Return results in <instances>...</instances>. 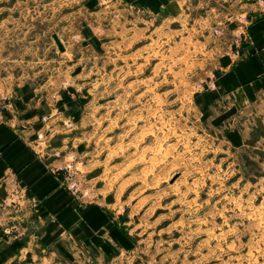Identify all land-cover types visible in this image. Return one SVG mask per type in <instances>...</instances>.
<instances>
[{
  "label": "rangeland",
  "instance_id": "1",
  "mask_svg": "<svg viewBox=\"0 0 264 264\" xmlns=\"http://www.w3.org/2000/svg\"><path fill=\"white\" fill-rule=\"evenodd\" d=\"M103 1L113 0H0V53L19 65L34 48L48 47L43 54L51 72L59 52L52 35L64 30L65 42L77 48L82 64L83 58L90 64L81 67L93 93L89 157L124 205L120 216L129 245L101 257L90 246L65 242L38 247L13 264H264V114L258 124L251 109L232 126L212 124L196 98L214 82H198V74L186 71L191 52L182 48L173 51L175 64L169 67L166 49L151 56V38L138 42L128 59L103 43L109 35H96L95 50L85 47L83 27L104 32L112 20L104 13L78 16ZM247 2L264 5L241 0L234 9L245 12ZM208 3L214 20L232 4ZM59 13L65 18L57 25ZM249 19L244 16L241 26H249ZM67 26H77L75 34ZM214 26L221 35L222 22ZM115 39L117 44L119 35ZM9 105L3 99L1 108ZM68 128L74 129L71 121ZM235 128L245 137L240 146L230 135Z\"/></svg>",
  "mask_w": 264,
  "mask_h": 264
},
{
  "label": "crops",
  "instance_id": "2",
  "mask_svg": "<svg viewBox=\"0 0 264 264\" xmlns=\"http://www.w3.org/2000/svg\"><path fill=\"white\" fill-rule=\"evenodd\" d=\"M231 2L221 9L220 20L208 17L214 10L208 0L103 1L88 6V14L78 17L104 13L112 20L104 32L90 25L81 30L85 47L93 50L98 46L96 35L105 34L110 38L104 37L103 43L117 46L125 59L148 38L151 56L167 50L169 67L175 64L177 47L191 52L186 71L198 74V82L211 79L216 85L196 98L211 123L232 126L251 109L258 124L263 119L258 116L264 114V5L243 3L241 13L234 9L241 0ZM112 10L119 12V18H112ZM246 15L251 22L242 27ZM64 18L59 13L57 25ZM216 22L224 25L221 35L214 33ZM77 28L66 27L72 35ZM62 32L53 34L64 43V51L55 52L51 72L43 54L48 47L34 48L30 60L19 65L14 56L0 53V264H13L38 247L44 251L65 242L90 246L101 257L129 245L120 216L124 205L98 174L97 161L89 157L93 93L86 87L90 75L81 67L90 64L85 58L82 64L79 51L65 42ZM38 34L45 37L41 30ZM117 35L116 44L112 36ZM3 99L10 105L1 108ZM70 121L74 129L68 128ZM230 135L235 145L245 142L238 128ZM66 151L79 158L73 175L61 169L69 158L55 155ZM72 181L81 183L80 192L71 189Z\"/></svg>",
  "mask_w": 264,
  "mask_h": 264
},
{
  "label": "built area",
  "instance_id": "3",
  "mask_svg": "<svg viewBox=\"0 0 264 264\" xmlns=\"http://www.w3.org/2000/svg\"><path fill=\"white\" fill-rule=\"evenodd\" d=\"M216 33H221V32L216 30ZM210 83L211 82H209L207 87L210 89L215 88L216 85L214 83H212V84H210ZM200 87L203 88V85L200 84ZM55 155L58 156L59 158H62L63 156L68 157L69 159H68L67 163L61 169L65 170V172L68 173L69 175L75 174V171L77 169L75 164L78 163V158L74 152H72V151H66L64 153L56 152ZM70 187H71V189H73V191L75 193H78L81 191V183L80 182L76 183V182L72 181V182H70Z\"/></svg>",
  "mask_w": 264,
  "mask_h": 264
},
{
  "label": "water",
  "instance_id": "4",
  "mask_svg": "<svg viewBox=\"0 0 264 264\" xmlns=\"http://www.w3.org/2000/svg\"><path fill=\"white\" fill-rule=\"evenodd\" d=\"M53 39L55 40V42H56V44H57L59 50H60V51H64V47H63V45H62L60 39L58 38V36H57L56 34L53 35Z\"/></svg>",
  "mask_w": 264,
  "mask_h": 264
}]
</instances>
